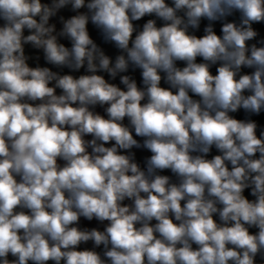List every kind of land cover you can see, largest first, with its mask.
I'll return each instance as SVG.
<instances>
[{
	"label": "clouds",
	"instance_id": "obj_1",
	"mask_svg": "<svg viewBox=\"0 0 264 264\" xmlns=\"http://www.w3.org/2000/svg\"><path fill=\"white\" fill-rule=\"evenodd\" d=\"M0 264H264V0H0Z\"/></svg>",
	"mask_w": 264,
	"mask_h": 264
}]
</instances>
